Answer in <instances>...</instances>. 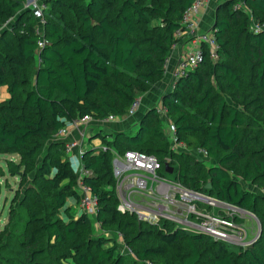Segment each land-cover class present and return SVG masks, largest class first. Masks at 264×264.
I'll use <instances>...</instances> for the list:
<instances>
[{
    "label": "trees",
    "instance_id": "16d2710c",
    "mask_svg": "<svg viewBox=\"0 0 264 264\" xmlns=\"http://www.w3.org/2000/svg\"><path fill=\"white\" fill-rule=\"evenodd\" d=\"M25 0H0V19L16 18L21 22L24 20ZM56 3L70 6L78 15L80 31L67 34L66 27H63L53 12L54 3L46 0L48 10L46 11V29L49 43L39 51L41 62L35 69L32 86L27 88L30 79L26 73H22L24 63H32L37 58L38 33L33 29H26L20 38L18 50L13 55L4 54L0 51V85H8L11 93L10 101H23L24 105L40 115L38 120L32 116L21 113L8 117L2 115L3 104L0 103V145L7 150L21 152L25 157L33 155V148L29 144L35 137L42 141H51L56 149L63 154L66 144L64 141L51 140L52 133L57 132L80 116L90 114L93 118H105L109 114H123V111L116 109L112 103L111 94L106 90L107 79L115 78L122 82L127 92L119 91L121 96L128 100V110L136 99L130 90L131 84L124 82L123 75L133 76L139 74L137 87L145 92L148 88L165 77L166 60L170 53L169 47L177 43L180 38L177 36L183 25L184 12L194 0H167V2L146 4L141 0H123L118 8L119 23L114 24L108 13L112 12L111 2H92L87 4L85 0H54ZM236 0H226L230 4L228 10L233 8ZM232 4V5H231ZM246 4L258 12L260 22H264V0H246ZM107 9V11H105ZM101 14L99 20L94 21L90 16V11ZM34 17L32 11L30 10ZM146 14L156 20V25H152L153 30L158 31L156 50L163 54L158 61L153 60L152 54L141 48L140 41L135 38L138 23L141 20L149 21ZM20 16V17H19ZM240 11H229L228 15L218 20L212 29L215 30L222 53L226 51L229 42L224 37L231 33L235 39V48L240 43L245 60L250 62L254 68L255 87L258 93L264 95V30L255 32L247 28L249 19L245 18L240 22ZM35 18V17H34ZM36 19V18H35ZM244 42L241 44L240 39ZM7 50L12 51L10 44L5 39L0 40ZM162 43L167 44L163 46ZM203 61L200 62L196 70L191 71L187 76L178 80L174 89L162 97V102L168 106L169 114L175 117L177 137L179 142H183L189 149L205 148L209 157L216 160L211 165L207 174L203 176L207 180L200 183L198 177L203 174V164L191 169L190 167L179 170L176 180L185 186L208 193L220 201L229 203L243 210L256 213L257 203L262 200L260 194L245 189L241 182L233 175L236 163L243 158L244 150L241 147L242 133L245 129V120L241 111L236 106H229L227 110L226 101L218 104L215 112H210V101L216 88L211 84L202 87V98L189 96L193 102V108L202 110L200 113L191 112L192 108L187 107L186 90L192 83L200 86L203 83V69L208 64L211 57L208 47L203 44ZM146 70L143 71V68ZM217 69L221 72V78L227 84L229 90L240 91L243 89V80L236 72L234 66L227 62H217ZM129 88V89H127ZM195 90V89H194ZM20 94L24 100L20 99ZM97 95H103L100 101H96ZM258 101L259 98H256ZM48 118L50 120H48ZM149 118H156L157 125L149 128L146 124ZM191 120L199 122L193 124ZM162 122L155 107L149 109L141 128L138 132L116 131L103 136V141L110 144L106 149H88L83 154L84 167L86 173L82 177L83 182L90 186L99 202L100 220L105 224L116 222L123 223L122 216H136L130 212L123 213L118 209L119 199L111 190H106L105 186L110 184L116 186V178L113 172L114 152L123 154L129 149H135L146 153L153 152L136 148L143 146L146 142V135L164 137ZM112 137L113 142L109 140ZM114 145L116 148H112ZM120 148L121 150L117 149ZM162 153L161 150H159ZM166 153V152H165ZM169 154L172 158L181 157L186 162H191V153L176 152L171 149ZM157 156V154H155ZM159 158V156H157ZM159 160L164 167L165 164L172 163L166 160ZM258 169L264 172V162L258 163ZM55 166L56 171H53ZM174 167V166H172ZM246 165V177H249ZM177 170L174 167V172ZM40 172L46 176L45 188L52 192L47 194L46 207L52 208V212L44 217H38L42 211L33 210L27 220L39 221L42 229L56 236L60 240L74 239L77 247H85L86 254L79 256V264H145L150 260L153 264H166L162 259L167 254L169 246H174L182 240H186L191 248V256L185 258L182 264H264V245L255 246L254 242L238 253L229 249L226 241L218 240L214 246L219 251V255L210 262H201V254L197 244L205 239L204 232L188 233L183 228H175L171 222L164 224L171 225L172 229L166 233H160L159 243L156 246L142 245L141 250L135 252L127 241V227L132 225L131 221H126L123 233L124 241L128 247L135 252L137 258H132L124 253L119 246L116 237L113 238L111 246H104L107 241L99 238L93 243L89 239L86 243L77 241L80 227H86L91 220V216L81 215L78 219L73 218L71 210L67 206L70 198L80 200L77 179L72 175L68 167V161L56 158L53 162H41ZM162 174V172H161ZM174 174V173H173ZM65 180H67L65 182ZM190 182V183H189ZM208 182H211L212 189H206ZM112 183V184H111ZM24 208V207H23ZM63 210L69 216V222H62L61 218L56 221L50 220L53 213ZM97 214V215H98ZM260 214L263 223L264 236V211ZM109 216V217H108ZM138 218V217H137ZM139 220V219H138ZM143 223H148L141 221ZM139 238V236H137ZM76 239V240H75ZM94 245L93 252L92 247ZM44 250L33 251V261L42 255ZM16 264H28L24 261L15 260ZM32 262H30L31 264Z\"/></svg>",
    "mask_w": 264,
    "mask_h": 264
},
{
    "label": "rangeland",
    "instance_id": "374dc122",
    "mask_svg": "<svg viewBox=\"0 0 264 264\" xmlns=\"http://www.w3.org/2000/svg\"><path fill=\"white\" fill-rule=\"evenodd\" d=\"M52 4L54 3L53 12L57 15L58 20L61 22L63 27H66L67 34H73L80 31V22L76 11L70 6L63 5L61 3H56L54 0H49ZM68 4V0H64ZM111 2L110 8L112 12L108 13L109 17L113 20L114 24L119 23L118 18V8L123 0H107ZM152 5L154 2L160 3L167 2V0H141ZM28 0L24 1V20L18 22L16 18L10 19H0V40L5 39L8 44L12 47V51L7 50L6 47L0 42V51L4 54L13 55L14 52L18 50V44L20 43V38L22 33L26 29H33L37 32L40 30L45 35H47V29L42 28V24L39 20L35 19L30 8L27 7ZM87 4L92 2H102L107 4L106 0H85ZM226 0H213L210 8V20L207 25V30H211L214 25L217 24L218 20L228 15L229 11L239 10L240 11V22L244 21L245 18L249 19L247 28L252 30V28L259 23L258 12L250 8L246 4V0H236L240 3V7L231 8L228 10L230 4L225 3ZM144 4V3H143ZM232 5V4H231ZM107 11V9L105 10ZM90 16L94 21L99 20L101 14L96 11H90ZM149 21L141 20L138 23V29L135 33V38L140 41L141 48L147 50L148 53L152 54L153 60L158 61L160 57L163 56L159 51L156 50V43L158 36V31L153 30L156 25V20L151 18L150 15L146 14ZM228 40L229 45L226 47V51L220 52L217 57H210L208 59L207 66L203 69V83L200 88L196 83H192L191 87L186 90L187 93V107H191V112H202L204 109L196 110L193 107V102L189 100V96L196 98H202L204 94L202 93V87H207L213 85L216 90L211 97L210 101V112H215L220 102L226 101L227 110L229 106L233 105L240 109L241 114L245 120V129L242 133L241 147L244 150V156L236 163V169L233 173L235 178H237L245 189L252 190L262 197L257 203L256 213L251 211H240L236 208H211L208 210H202L204 213L214 214L216 216L224 217L228 220L234 219L241 226L237 227L234 232H240L243 230L247 231V244L239 243L233 244L222 238L215 237L208 232H205V239L203 242L197 244L199 252L201 254V262H210L214 260L218 255L219 251L214 246L215 242L218 240L226 241L229 244V249L234 253H238L243 248L252 245L254 242L255 246L264 245L263 236V223L260 217L262 211H264V172L259 170L258 163L264 162V95L258 93L255 87L254 79V68L250 62L245 60L243 52L241 50L240 43H237V48H235V39L232 37L231 33H228L225 37ZM181 38L177 42H181ZM188 41V40H185ZM241 44L244 39H240ZM163 46L167 44L162 43ZM220 47V42L218 43ZM173 46L169 47L171 51ZM194 46L190 44V50H193ZM168 62L166 70L169 68L170 53L167 56ZM217 62H227L234 66L236 72L243 80V89L240 91L229 90L226 88L227 84L225 80L221 78V72L217 69ZM38 57L34 59L32 63H24L22 73H26L30 79V83L27 88L32 86V80L34 77V72L38 66ZM177 65V64H176ZM146 67L143 68V71ZM124 82L131 84L130 90L133 92L136 98H142L145 101L150 97L149 104H159L162 100L163 95L170 92L177 84L172 79V76H166L156 83L152 84L147 91L142 92L137 87V80H139V74L133 76L123 75L121 77ZM108 90L111 94L112 103L115 105L116 109L123 111V115L127 114V109L129 102L124 99L119 91L127 92L126 87L122 82H118L115 78L107 79L106 81ZM160 86H162L163 91ZM129 89V88H127ZM195 89V90H194ZM20 99L24 100L22 94L19 95ZM103 95H97L95 97L96 101H100ZM256 98H259L257 101ZM2 107V115L12 117L21 113L28 114L34 119L38 120L40 115L35 111L26 107L23 101H4ZM117 115V114H116ZM118 116V115H117ZM78 117V116H77ZM48 120H50L48 118ZM170 120L175 122V117L170 115ZM193 124H199L194 120H191ZM156 118H149L147 121V126L153 128L157 125ZM168 127L165 123L164 137L153 136L151 134L146 135V142L140 148L153 152L159 156L161 160H166L172 163V166L176 167L177 170L173 173L162 172V175L170 180L176 179L178 177V169L183 170L188 167L191 169L196 168V166L203 164L204 171L203 174L198 177L200 183H204L207 179L203 178L207 174L208 168L216 163V160L208 157L201 156L200 154H190L191 162H186L183 158L175 157L172 158L169 151L174 150L176 152H187L183 147L173 142V136L168 132ZM133 133V132H132ZM168 133V134H167ZM53 138L51 140L62 141L60 137H57L55 132L52 133ZM98 139L99 138H95ZM94 139V140H95ZM114 139H111L110 143ZM104 142V141H103ZM52 144H56L51 141H42L38 137L33 139V142L29 144L30 148H33V155L30 157H25L21 152H13L6 149L5 146L0 145V264H16L15 260L24 261L28 264H79V256L86 254L87 250L85 247H77L74 239L60 240L56 236L50 237V234L45 232L39 221L27 220L31 215L33 210H40L42 213L38 217H44L47 213L52 212V208H47L46 197L47 194L52 192L51 189L45 188L46 176L40 172V163L51 161L53 162L56 158L61 157L62 160L68 161V167L72 175L79 181L81 177L86 172L84 167V159L80 154L79 149L75 147L73 150H77V157L73 159V150L68 152L64 149L62 154L58 148L54 147ZM66 144V142H65ZM101 147L105 149L110 146L107 142L103 143ZM83 146V145H82ZM112 148H116L112 145ZM121 150L120 148H117ZM162 153H160V151ZM73 152V153H72ZM166 152V153H165ZM189 153V152H188ZM250 164L248 169L249 177H246L245 166ZM57 168L53 166V171ZM67 180H65L66 182ZM190 183V182H189ZM112 184V183H111ZM78 186V185H77ZM106 190H111L115 194V198L118 197V192L116 186L110 184L105 186ZM146 199L151 200V198L146 197ZM139 200V197H137ZM67 206L71 210V215L73 218L78 219L80 217L79 212V202L73 198L68 200ZM24 207V208H23ZM100 212L98 215L91 216L90 223L86 227H80L77 235V241L81 243H86L92 240L95 243L96 239L102 238L107 241L104 245L106 247L111 246L113 238L120 232L124 230V224L126 221H131L132 225L127 227V241L130 246L138 252L141 250L143 244L147 246H156L159 243L160 233H166V230L172 229L171 225L164 223H143L138 220L136 216H122L123 223L116 222L105 225L100 220ZM109 217V216H108ZM61 218L62 222L68 223L69 216L64 213L63 210L57 211L51 215L50 220L56 221ZM204 219H196L198 222H202ZM204 222V221H203ZM187 232L193 233L190 230ZM139 236V238L137 237ZM76 240V239H75ZM44 250V253L33 261L32 252ZM94 250V245L92 247V252ZM134 253L132 258H137ZM191 248L188 242L184 239L174 246H169L167 249V254L162 259L166 264H182L186 257L191 256Z\"/></svg>",
    "mask_w": 264,
    "mask_h": 264
},
{
    "label": "built area",
    "instance_id": "2783aa9c",
    "mask_svg": "<svg viewBox=\"0 0 264 264\" xmlns=\"http://www.w3.org/2000/svg\"><path fill=\"white\" fill-rule=\"evenodd\" d=\"M210 2L211 0H194L184 12L182 21L183 27L177 32V36L179 38L187 37L193 40L195 48L180 55L176 68L172 72V79L175 83L178 82L179 79L187 76L191 71L196 70L200 62L203 61V44L208 47L211 57L218 56L219 44L215 30L212 28L208 31L201 29V19L209 9ZM26 5L32 11L34 17L42 24V28H45L47 21L46 11L48 10L46 1L28 0ZM238 7H240L239 2L234 5V8ZM252 30L255 32L264 30V22L259 21ZM37 33V57L39 62H41L39 51L49 43V40L40 30H37ZM167 62L168 59L166 60V63ZM140 104L141 99L136 98L131 104L128 114L134 115L139 109ZM155 110L161 119L163 128L165 123L169 125L167 130L173 136L174 143L180 145V147H183L185 151L191 154L198 153L204 157L209 156L205 148L198 147L189 149L183 142L178 141L177 128L175 123L170 120L168 106L160 102L155 107ZM117 118V115L109 114L105 118L97 119L105 122L116 120ZM93 119L95 118L90 114L77 117L72 122H68L66 126H63L57 132L56 136L61 138L67 134L69 127H78L89 123ZM77 146L78 142L76 141H69L66 143L68 152H71ZM79 152L83 156L85 150L80 149ZM163 167V163L152 153H146L135 149H129L123 154L114 152L113 172L117 180L116 189L119 196L118 209L123 213L130 212L136 214L139 220L148 223L157 224L168 221L173 223L175 228H183L196 233L208 232L215 237L222 238L233 244L248 243L246 230L237 233L234 232L237 227L241 226L235 221V218L228 220L224 217L204 213L202 211L203 209L208 210L219 207L236 208L240 211L247 210L220 201L216 197L203 191L191 189L174 178L173 180L168 179L161 174ZM165 171L169 172L166 170V164ZM82 177L78 184L80 193V200L78 201L80 216L84 214L88 216L97 215L99 212L98 198L93 193L91 187L83 182ZM137 197H139V200H137ZM146 197L151 198V200L146 199ZM202 218L204 222L196 221V219ZM115 237L123 252L133 256V251L124 241L123 233L119 232ZM145 264L153 263L147 260Z\"/></svg>",
    "mask_w": 264,
    "mask_h": 264
},
{
    "label": "crops",
    "instance_id": "0c3cea01",
    "mask_svg": "<svg viewBox=\"0 0 264 264\" xmlns=\"http://www.w3.org/2000/svg\"><path fill=\"white\" fill-rule=\"evenodd\" d=\"M212 2L213 0H211L210 3L212 4ZM210 15L211 14L209 8L206 14L204 15V17L201 19V29L207 30L206 28L211 18ZM181 39H182L180 40L181 42L179 43L177 42L174 45L173 49L170 51L169 68L168 70H166L165 77L168 75L169 77L172 76V72L176 68V64L180 55L187 51H191L190 50L191 43L195 48V43L193 42V40L187 37H182ZM160 88L163 91L162 86H160ZM10 98H11V93L9 91L8 85H0V103L7 101ZM139 99H141V104L139 109L134 115H129L128 113L124 115L121 114L118 115V118L116 120H109L105 122L99 119H93L87 124L78 127H73V126L69 127L67 134L61 137V140L66 143L69 141L78 142V146H77L78 149L80 147V149H84V150H88V149L98 150V149H102L101 147L104 145L103 144L104 135L111 134L116 131L133 132V133L138 132L141 128V124L144 121L145 116L147 115L149 109L156 107L158 105L152 103L149 104L151 99L150 97H148L145 101H143V99L140 97ZM160 102H162V100ZM108 136H109V140H111L112 137H110V135ZM95 138H99V140ZM81 145H83V147ZM75 151L77 150L76 149L73 150L74 152L73 159L77 157Z\"/></svg>",
    "mask_w": 264,
    "mask_h": 264
},
{
    "label": "water",
    "instance_id": "95a60500",
    "mask_svg": "<svg viewBox=\"0 0 264 264\" xmlns=\"http://www.w3.org/2000/svg\"><path fill=\"white\" fill-rule=\"evenodd\" d=\"M20 17V16H19ZM166 170L169 171L170 173H173V167L170 166L168 163H166ZM206 189L211 190L212 189V184L211 182H208V184L206 185Z\"/></svg>",
    "mask_w": 264,
    "mask_h": 264
}]
</instances>
